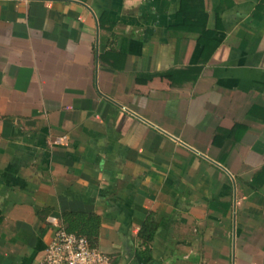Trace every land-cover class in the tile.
Here are the masks:
<instances>
[{"label": "crops", "instance_id": "1", "mask_svg": "<svg viewBox=\"0 0 264 264\" xmlns=\"http://www.w3.org/2000/svg\"><path fill=\"white\" fill-rule=\"evenodd\" d=\"M199 2L0 0V264L63 211L117 264L148 216L147 264H264V0Z\"/></svg>", "mask_w": 264, "mask_h": 264}, {"label": "trees", "instance_id": "2", "mask_svg": "<svg viewBox=\"0 0 264 264\" xmlns=\"http://www.w3.org/2000/svg\"><path fill=\"white\" fill-rule=\"evenodd\" d=\"M192 2L195 6L200 3L199 0H181L179 15L183 16L186 22L205 19L206 14L203 11L198 14L194 12L196 8L193 11L189 10L190 12L188 13L184 10V6L188 5V7H190ZM200 35L202 38L206 34L201 32ZM215 45L216 44H214V46ZM61 225L67 232L84 236L91 246L96 247L100 226V219L96 214L78 211H63L61 213ZM156 227L157 224L155 220L150 216L142 223L138 231V237L141 240L142 247L141 249L135 250L132 264H147L150 261L149 243L153 238Z\"/></svg>", "mask_w": 264, "mask_h": 264}, {"label": "built area", "instance_id": "3", "mask_svg": "<svg viewBox=\"0 0 264 264\" xmlns=\"http://www.w3.org/2000/svg\"><path fill=\"white\" fill-rule=\"evenodd\" d=\"M52 223L53 234L41 264H117L111 255L91 246L84 236L67 232L56 219Z\"/></svg>", "mask_w": 264, "mask_h": 264}]
</instances>
